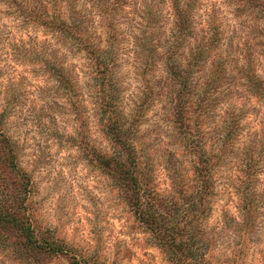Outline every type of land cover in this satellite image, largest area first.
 <instances>
[{
  "label": "clouds",
  "instance_id": "1",
  "mask_svg": "<svg viewBox=\"0 0 264 264\" xmlns=\"http://www.w3.org/2000/svg\"><path fill=\"white\" fill-rule=\"evenodd\" d=\"M0 264H264V0H0Z\"/></svg>",
  "mask_w": 264,
  "mask_h": 264
}]
</instances>
